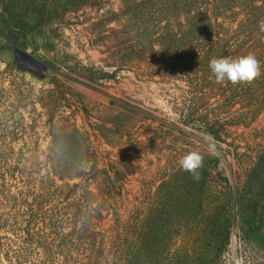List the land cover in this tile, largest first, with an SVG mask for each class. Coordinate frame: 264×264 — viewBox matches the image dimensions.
Instances as JSON below:
<instances>
[{"label":"rangeland","instance_id":"1","mask_svg":"<svg viewBox=\"0 0 264 264\" xmlns=\"http://www.w3.org/2000/svg\"><path fill=\"white\" fill-rule=\"evenodd\" d=\"M181 2L0 0V144L14 149L10 166L20 162L31 177L8 183L22 193L23 227L35 211L44 242L54 227L63 242L50 261L38 247L16 258L21 244L7 231L0 264H111L128 225L132 264H264V195L257 218L242 208L264 151V114L220 146L217 173L204 134L180 122L207 74L188 78L182 68V38L199 10ZM189 44L197 57L211 48ZM191 151L204 158L198 180L179 164ZM48 173L57 187L44 192ZM83 173L101 182L57 193L82 184ZM104 173L128 174L112 198L97 195ZM35 196L43 209L26 205Z\"/></svg>","mask_w":264,"mask_h":264},{"label":"trees","instance_id":"2","mask_svg":"<svg viewBox=\"0 0 264 264\" xmlns=\"http://www.w3.org/2000/svg\"><path fill=\"white\" fill-rule=\"evenodd\" d=\"M195 1L199 10L195 17L190 20L186 32L183 35L184 51L188 62L182 66L189 77L199 73L204 74L201 85L195 88V95L190 99V105L181 115L180 122L190 128H199L205 134H210L218 142L217 147L227 144L232 138L234 129H248L264 114V31L260 29V22L264 21V0H182L181 4L185 9L190 7V3ZM241 20L238 22V19ZM230 24V27L226 26ZM236 24L235 27H232ZM191 41L195 44L209 41L210 50L202 57H197L195 51L189 50ZM254 54L261 62V76L251 84H232L225 81L222 84L215 82V78L209 68V61L212 58H222ZM196 82V81H195ZM234 157L231 150L228 151ZM14 154V149L8 144H0V254L4 257L8 248L3 233L10 231L17 236L21 244V250L16 258L27 259L32 251L38 247L43 249L47 260L55 257L54 249L62 245V241H57L55 237L59 235L61 227H54V237L46 240L35 232L38 222V213L33 211L28 216V221L20 223L18 209L22 204L20 193H13L9 180H16L18 177L26 179L31 184V177L21 169L20 162L14 167L10 166V160ZM222 156L219 154L214 161V168L220 172V161ZM17 160V159H16ZM8 171L10 173H8ZM249 184L254 186V191L245 193L242 208H248L254 217L257 216L261 208L262 196L264 195V151L260 152L254 165L250 170ZM83 173L82 184L66 185L60 188L57 193L69 191L74 194L81 188L90 187L93 183L101 182L98 178L100 173ZM113 174V176H112ZM103 184L99 189V194L106 198H112L115 193L111 189H116L115 185L121 184L127 179V175L121 177L119 173H104ZM208 176V174H205ZM53 173H48V178L40 182L44 192L51 191L52 187H57L51 179ZM65 189V190H64ZM113 190V191H114ZM97 195H93L97 196ZM95 199V198H94ZM46 201L35 196L31 203L26 205L31 209H43ZM91 207L92 200H87ZM104 203H102L101 210ZM68 207V211L78 208ZM72 209V210H71ZM80 213V214H79ZM78 217L87 214L79 210ZM246 222V221H245ZM250 222V221H249ZM252 225L251 224H245ZM134 237V227L128 225L125 228V236L119 252L113 255L111 264H132V241ZM84 241L85 238L78 239ZM93 260V257H92Z\"/></svg>","mask_w":264,"mask_h":264},{"label":"clouds","instance_id":"3","mask_svg":"<svg viewBox=\"0 0 264 264\" xmlns=\"http://www.w3.org/2000/svg\"><path fill=\"white\" fill-rule=\"evenodd\" d=\"M260 29L264 31V21L260 22ZM209 68L215 78V82L222 84L228 81L232 84H251L261 76V62L257 57L249 53L247 55L232 58L225 56L222 58H212L209 61ZM204 141L208 145L210 155H219L217 144L213 136L205 134ZM203 156L197 151H191L184 155L179 164L181 168L192 174L193 178L198 180L199 170L203 167Z\"/></svg>","mask_w":264,"mask_h":264},{"label":"water","instance_id":"4","mask_svg":"<svg viewBox=\"0 0 264 264\" xmlns=\"http://www.w3.org/2000/svg\"><path fill=\"white\" fill-rule=\"evenodd\" d=\"M21 53H22L23 55H25L27 58L33 60L34 62L41 64L43 67H46V65H44V64L40 63L39 61L33 59L32 57L28 56L26 53H24V52H21ZM43 78H44V77H43Z\"/></svg>","mask_w":264,"mask_h":264}]
</instances>
